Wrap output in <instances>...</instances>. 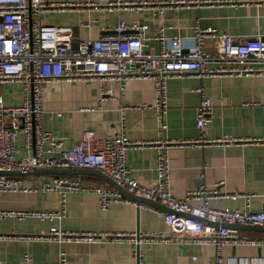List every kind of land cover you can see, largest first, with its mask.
<instances>
[{
  "label": "crops",
  "instance_id": "0c3cea01",
  "mask_svg": "<svg viewBox=\"0 0 264 264\" xmlns=\"http://www.w3.org/2000/svg\"><path fill=\"white\" fill-rule=\"evenodd\" d=\"M45 4H74L65 8L43 11L41 21L46 25L70 26L73 29V47L78 41L114 36V27L120 21L139 20L148 24L146 47L157 49L153 37L181 36L191 44L194 27L215 28L237 41L252 36L264 37V0H197L188 7H168L157 13L152 6L138 12L131 8L106 11L91 6H102L114 0H41ZM159 3L163 0H127ZM85 24H89L86 27ZM208 50L216 51L218 40H205ZM203 88L213 105V116L208 136L222 134L246 139L227 146L169 148L170 192L183 199L188 192L200 187L215 188L216 197L208 200L214 208L229 207L251 211L264 210V144L251 142L264 138V75L223 76L200 79L193 75L172 78L167 82L168 110L166 129L159 130L154 104L156 94L152 80H130L123 88L116 81L92 79L68 83L52 81L43 85L42 128L63 140V149H70L84 130H93L96 139L124 134L133 141H171L197 136L196 110ZM0 92L7 104H18L23 96L21 85L3 83ZM143 105L150 107L143 108ZM20 147L22 140H16ZM156 150L153 146L130 149L126 153L127 177L142 185L156 182ZM54 176H64L79 182L82 187L67 191L66 216L61 222L37 218L7 216L0 218V264H59L63 251L66 264H135L136 247L127 241L111 239L92 243H65L59 245L32 237L43 235L52 226L76 232L133 233L164 230L162 205L113 202L106 210L99 205V195L90 186L108 190L114 188L99 176L90 174L27 175L21 177L27 185H37ZM239 195L236 199L227 197ZM246 196H250L247 201ZM61 195L55 191L0 194V211L23 213L33 210H52L60 207ZM191 206L203 200H189ZM154 207V208H153ZM244 237H264V232L239 231ZM142 264H216L215 249L211 245H196L180 240L170 243H142L139 246ZM264 260V247L228 246L224 249L222 264H238V260ZM242 264V263H239Z\"/></svg>",
  "mask_w": 264,
  "mask_h": 264
},
{
  "label": "built area",
  "instance_id": "2783aa9c",
  "mask_svg": "<svg viewBox=\"0 0 264 264\" xmlns=\"http://www.w3.org/2000/svg\"><path fill=\"white\" fill-rule=\"evenodd\" d=\"M197 0H163L129 2L114 0L105 5H92L95 10H120L131 8L135 12L152 6L157 13L168 7H188ZM74 4H45L41 0H0V85L17 83L23 96L18 104H7L0 92V171H28L30 169H92L102 172L128 193L167 208L164 213V230L133 233H94L64 230L52 226L46 234L32 237L34 240L65 243H92L111 237L113 240L133 244L135 264L141 263L139 246L142 243L167 244L174 240L196 245H211L215 249L216 264L224 262V249L228 246L264 247V237H244L224 224H246L264 227V210L251 211L229 207L214 208L208 200L218 195L215 188L200 187L188 192L183 199L170 192L169 148L172 146L204 148L227 146L246 141L234 135L208 136L213 116V105L203 88H198L201 99L196 110L197 136L191 139L171 141L159 138L155 141H133L126 135H110L96 139L93 130L81 132L79 140L68 150L63 140L42 128L43 85L52 81L68 83L92 79L116 81L121 88L130 80H152L156 98L151 106L160 123V132L166 129L168 110L167 82L172 78L193 75L200 79L223 76L264 75V37L252 36L237 41L215 28L194 27L191 44L181 36L166 37L157 34L155 52L145 43L148 24L134 20L118 22L114 36L102 35L97 39L80 40L73 47V29L70 26L46 25L41 13L50 9L65 8ZM89 27V24H85ZM218 40L216 51L205 47V40ZM150 107L143 105V108ZM20 137L22 145H16ZM264 144V138L252 140ZM153 146L156 150V182L142 185L127 177L126 153L130 149ZM82 187L78 181L64 176H54L37 185H27L21 177L0 175V194L55 191L61 195L60 207L52 210H33L23 213L2 212L20 219L33 217L38 220L61 222L66 216L67 191ZM99 195V205L106 210L113 202L134 203L119 191L100 186H90ZM239 195L227 197L236 199ZM200 199L203 204L191 206L189 200ZM249 201L250 196H246ZM136 204V203H135ZM144 205L140 203L138 206ZM154 208V207H153ZM214 224H218L215 226ZM30 264L29 254L24 255ZM264 264V260L243 259L238 264ZM59 264H66L63 251Z\"/></svg>",
  "mask_w": 264,
  "mask_h": 264
},
{
  "label": "water",
  "instance_id": "95a60500",
  "mask_svg": "<svg viewBox=\"0 0 264 264\" xmlns=\"http://www.w3.org/2000/svg\"><path fill=\"white\" fill-rule=\"evenodd\" d=\"M42 174H52V175H66V174H90L99 176L100 178L104 179L108 184H110L115 190L119 191L123 196L131 199L137 205L140 203L149 204V205H158L152 204L148 200L135 196L134 194L128 193L124 188L117 185L113 180L109 177L105 176L102 172L98 170L92 169H85V168H78V169H30L28 171H0V175L5 176H27V175H42ZM218 226V224H214ZM230 229H235L239 231H254V232H264V227L260 226H251L246 224H224Z\"/></svg>",
  "mask_w": 264,
  "mask_h": 264
},
{
  "label": "rangeland",
  "instance_id": "374dc122",
  "mask_svg": "<svg viewBox=\"0 0 264 264\" xmlns=\"http://www.w3.org/2000/svg\"><path fill=\"white\" fill-rule=\"evenodd\" d=\"M10 84V83H9ZM12 84H14V83H12ZM22 91V90H21Z\"/></svg>",
  "mask_w": 264,
  "mask_h": 264
}]
</instances>
